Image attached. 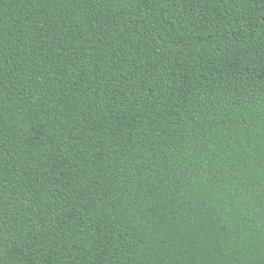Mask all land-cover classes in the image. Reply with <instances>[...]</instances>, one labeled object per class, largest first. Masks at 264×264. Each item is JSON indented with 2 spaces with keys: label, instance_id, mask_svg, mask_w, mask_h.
I'll return each instance as SVG.
<instances>
[{
  "label": "trees",
  "instance_id": "16d2710c",
  "mask_svg": "<svg viewBox=\"0 0 264 264\" xmlns=\"http://www.w3.org/2000/svg\"><path fill=\"white\" fill-rule=\"evenodd\" d=\"M0 264H264V0H0Z\"/></svg>",
  "mask_w": 264,
  "mask_h": 264
}]
</instances>
